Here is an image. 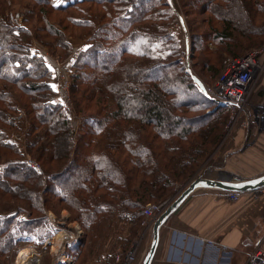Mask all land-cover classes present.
<instances>
[{"label": "trees", "instance_id": "trees-1", "mask_svg": "<svg viewBox=\"0 0 264 264\" xmlns=\"http://www.w3.org/2000/svg\"><path fill=\"white\" fill-rule=\"evenodd\" d=\"M21 1L0 0V204H17L0 209V264H11L18 243L35 239L43 244L50 232L45 211L55 214L61 205L69 207L73 221L84 231L77 244L66 248L75 263L80 254L90 258L111 221L131 225L132 239H137L145 205L167 202L174 187L207 160L222 136L229 111L204 93L194 74L184 72L178 43L165 49L164 41L170 36L164 30L170 17L166 9L176 13L169 2L32 0L33 9L26 10L22 25H15L7 4L21 6ZM233 1L209 0L199 8L218 21L204 34L219 45L213 51L216 55L236 56L260 40L264 44V0H238L245 13L242 19L229 9L227 16L223 13L219 18L215 8H227ZM84 3L101 7L103 14L91 12V6L85 10ZM48 10H77L82 17L72 16L70 24L89 30L79 32L89 46L72 63L70 92L81 117L75 139L49 85V65L29 49L32 37L44 44L45 40L54 43L49 31L62 36L44 20ZM62 38L55 43L70 55ZM192 40L201 45L202 38L198 43ZM220 61L206 60L207 71L219 72ZM173 85L184 86L183 91ZM84 106L92 111L83 113ZM20 107L26 108L29 122L26 149L43 175L23 161L7 139L16 126L10 116ZM61 132L66 144L62 137L58 145ZM112 136L125 141L109 154L106 139ZM129 241L122 246L125 252Z\"/></svg>", "mask_w": 264, "mask_h": 264}, {"label": "rangeland", "instance_id": "rangeland-1", "mask_svg": "<svg viewBox=\"0 0 264 264\" xmlns=\"http://www.w3.org/2000/svg\"><path fill=\"white\" fill-rule=\"evenodd\" d=\"M21 2L23 3L21 6L12 4L10 7L9 4H7V10H8L9 16L12 18V22L15 25H20V24L22 25V20L26 14V10L33 9V6H34V2L32 0H23ZM163 2H165V3L169 2V5L172 4L176 9V13L166 9V11L170 15V17L165 20V23H164L165 29L164 30L167 32L166 34H169L170 36H169V39L164 41L167 44V45H165V49L167 46L174 48L177 43L179 44L180 48H179L178 57H179V60L181 62V65L183 66L184 72H187L185 66L182 64L181 54H182V52L185 53V51H184L186 48L185 46L188 43V46L190 47L189 48V64H190L192 71L187 72V73L194 74V76L197 78L199 84L202 86L204 93L210 99H212L211 96H209V94L205 91V87L206 86L207 87L212 86L214 84V82L216 81V79L218 78V76L220 74V71L218 72V70H216L215 74L209 73L205 67L206 60L209 62H214V63L217 62L218 63V59H221V61H222V59H224L225 57H227L229 55H227V54H224L222 56L216 55V53H214L213 51L215 49L218 50L219 45L213 44L212 41H210V38L207 37V35L206 36L204 35V34H208L209 30L211 31V30H213L214 27L218 26L217 25L218 21L215 17L210 16L211 14L208 11L207 12H201L202 9H199L200 5L208 4L209 0H161V3H163ZM214 3H216V2L214 1ZM231 4L232 5L227 6V8L226 7L215 8L216 13L218 14L219 18H222L223 13H224V16H227L228 13L226 10L229 9V13H231L233 16H239L238 18L242 19L245 16V13L243 11V7L240 6V4H241L240 1L237 0V2H236L234 0L233 2H231ZM89 6H91V7L88 8ZM82 7L85 10L88 8L91 12L99 11L100 13L103 14V9L101 7H98L97 5H89L88 3H84L82 5ZM223 8H224V10H223ZM48 12H49V10H48ZM250 13H251V10H250L249 14ZM31 15H33L32 19H35V21H36L37 18H34V13H32ZM72 16L73 17H75V16L76 17L77 16L82 17V13L77 11V10H73L70 12L69 11H60V12L59 11L58 12L57 11L56 12L50 11L48 16L46 14V18L44 19V20L48 19L52 23V25L56 26L61 31V33H62L61 37H63L65 39V41L68 43V47H70V49H71L70 55H64L63 54V53H65L63 48L58 47V43L57 44L55 43L56 41L58 42V40H60L59 38H61V37H58L55 33L51 32V31L48 32V34L50 36L49 39L54 41V43H52L51 41L46 43V41H48V40H45V41L43 40L44 41V44H43L39 39L32 37V39L30 41L29 49H30V52L33 56L44 59L45 62L47 63V65H49V67H48L50 69V71H49V77L50 78L48 80L49 85H50V87L54 93V96H55L54 99L56 100V103H58V105L62 109L64 115H66L70 121L71 130L74 133L73 139H75L76 134L79 132V129H80L79 125H80L81 117H79V114L77 113V108L75 107L74 102L71 98L70 86H71V75H73L72 74L73 73L72 63L76 59V56L81 51L86 50L89 46L88 40L84 39V34L81 35V34H79V32L80 31H87V33H88L89 30H88V28L77 27L73 24H70L69 19H71ZM208 18H212L211 19L213 22L212 25H210V23H209L210 21L208 22ZM259 19H262V18H259ZM44 20L38 19V22H42L44 25L45 24ZM42 23H41V25H42ZM32 24H33V22H32ZM30 26H32V25H30ZM160 29H162V25H160ZM31 32L34 33L32 29H31ZM154 35H156V33ZM193 38H195L197 40V43L199 42L198 38H202V41H200L201 45L197 46V44L193 42V40H192ZM253 40L254 39H252V41ZM263 40H264V38H263ZM242 42L247 44L248 46L251 45L249 42H246L245 40H243ZM260 42H261V40H260ZM260 42L255 43V41H254L255 46L245 47V49H247V50H245L244 52H242L239 55H243V54L250 52L252 50H256V49L261 48V46H263L264 44L263 43L261 44ZM192 45L194 48L192 47ZM193 56H194V58H193ZM236 56H238V55H236ZM221 61L218 64V67L221 64ZM197 76L200 77V79ZM171 87L181 90L180 88H182L184 86L175 87V85H173ZM11 88H12V91L15 90V88H13V87H11ZM181 91H183V89ZM256 92H257V95L255 96ZM253 94H254V97L250 100L251 101L250 105H253L255 107L256 116H257L256 118H259L260 115L263 116V119L260 120L261 121L260 127L264 128V71H263V74H261V76L259 77V79H257L254 83V86H253L252 92H251V96H253ZM255 97H257V98L259 97V98L256 99V101L254 103ZM33 101L36 102L37 98H34ZM24 102H25V99H24ZM82 111H84L83 113H87V112L90 113L92 110H91V107L85 108V106H84ZM260 112H262V114ZM10 117L13 118V120L16 123V126L12 131H10L7 134V139L12 144L15 145V147L19 150V152H21V155H22L21 159L23 161H25L27 163L28 160H31V161H34L38 164V162L35 161L28 154V151L26 149V140L25 139H26L27 131L29 129V122L27 119L26 108L20 107L17 110V113L14 114L13 116H10ZM8 119H9V117H8ZM254 120L255 119H253V120L251 119L249 121L248 127H246V128L251 129L252 127L250 126L251 125L250 123ZM239 122H240V120H239ZM226 123H227V119L223 125L222 136L218 140V143L215 146L211 155L207 158L206 161H204L198 167V169L194 172V174L189 179H187L186 182L178 184L174 187L173 195H171L169 197L170 199L167 201L171 202L172 200H174V195L179 190V188L188 185V183L190 181H192V179L194 180L195 177L196 178L197 177H203L204 173L206 174L208 169L215 168V165H216V161H215L216 157L215 156H216L217 152L221 151L224 148V146L226 145L225 143L227 142L229 137L233 134V132L236 131V129H246V128H241V127H239L240 126L239 124H236L232 128V131L230 132V134H228L225 132ZM1 125L2 124L0 122V126ZM60 138H62L66 144V135L64 132L59 133L58 136L56 137L58 145H59L58 140ZM38 140H40V141L43 140V136L38 135ZM64 141H63V143H64ZM124 141H125V139L122 136L108 137L106 139V145L108 147L109 154H114L116 151L115 149L118 148L119 144H121ZM113 142L116 145H114ZM65 144L62 146L63 147L62 149H65V147H66ZM38 166H39V164H38ZM40 171H41V173L40 174L37 173V174L43 175L41 168H40ZM53 172L55 173L56 171L54 170ZM0 191H1V189H0ZM7 202L8 203H5L4 205L0 204L1 210L5 209V208H9L10 206L13 207V206L17 205V204H14L15 202H13V203L10 201H7ZM45 216L48 220L50 232H49L48 236L45 237L43 244H40L39 241H37V240L35 241V239H32L33 243L29 242L28 240L24 243H18L17 247L14 250V256L11 260V264H15L19 252L26 250V249H27L26 251L34 252L37 255V264H51L55 258L56 252L59 253L60 250H63V252H66V250H67L66 249L67 248L66 240L68 238H70L71 235L74 236V228H78L81 231L80 238H81L82 234L84 233V231L81 229L79 223H77L76 221H73V219H72L73 214H72V212L68 206L61 205L55 214H53L51 211H45ZM21 217L25 218L24 215ZM115 223H116V221L110 222V224L108 226L109 227L108 231L106 230V232L104 233L101 240L97 243V245H96V247H95V249L91 255L97 256V254H98L97 251L101 248L102 243L104 241L106 242L107 238L110 236L111 227ZM52 236H55L56 239L52 240L51 239ZM125 243H126V241H122L123 245H125ZM68 246H70V245H68ZM261 246H264V242L261 243ZM92 248L93 247L90 248L91 251H92ZM254 250L251 251V253L248 256L249 262H250V260H249L250 255L254 252ZM87 255H89V254H87ZM68 256H70V259L72 260L70 262V264H73L74 259H73L72 255H68ZM116 256H118V255H116ZM116 256L114 257L115 260H116ZM80 260H81V262H79ZM87 260L88 259H87L86 255L80 254L77 256L76 262L74 264H86ZM116 261H119V260H116Z\"/></svg>", "mask_w": 264, "mask_h": 264}, {"label": "crops", "instance_id": "crops-1", "mask_svg": "<svg viewBox=\"0 0 264 264\" xmlns=\"http://www.w3.org/2000/svg\"><path fill=\"white\" fill-rule=\"evenodd\" d=\"M253 97L254 94L250 100ZM258 98L255 97L254 103ZM250 124L251 129L233 132L224 148L217 152L215 168L208 169L202 178L243 181L264 175V128L256 119ZM188 185L179 188L174 199ZM151 228L152 225H142L139 237L132 239L135 233L131 234V225L116 221L106 242L97 249V256L91 255L86 264H121L134 242H138V247L133 264L142 263L152 239ZM124 239L130 240L126 252L122 247ZM262 242L264 187L241 193L237 202L228 200L221 190L197 187L159 228L150 264H252L248 256ZM116 255L120 256L119 261L114 259Z\"/></svg>", "mask_w": 264, "mask_h": 264}, {"label": "built area", "instance_id": "built-area-1", "mask_svg": "<svg viewBox=\"0 0 264 264\" xmlns=\"http://www.w3.org/2000/svg\"><path fill=\"white\" fill-rule=\"evenodd\" d=\"M185 53L182 52V64L187 72L192 71L189 64V46H185ZM264 71V45L261 48L252 50L243 55L227 56L222 60L221 70L218 78L212 86H206L205 91L213 100L228 108V118L225 125V132L230 134L232 128L239 124L241 128H246L249 121L256 119L258 122L263 119L260 115L256 118V110L253 105H250V98L254 83ZM259 109V108H258ZM262 114V112H260ZM240 120V122H239ZM28 165L37 173H41L40 167L34 161L28 160ZM226 198L232 202H237L240 199V193L226 192ZM167 202L162 204L147 203L143 209L142 225L150 226L156 217L167 206ZM81 231L74 228V236H70L66 240V246L75 245L80 239ZM138 247V242L132 243L129 251L123 258L124 264H133ZM264 246H259L250 255L252 264H264ZM116 256V260H120ZM72 260L70 256L63 250L56 252L55 258L51 264H70Z\"/></svg>", "mask_w": 264, "mask_h": 264}, {"label": "water", "instance_id": "water-1", "mask_svg": "<svg viewBox=\"0 0 264 264\" xmlns=\"http://www.w3.org/2000/svg\"><path fill=\"white\" fill-rule=\"evenodd\" d=\"M195 79V76H193ZM197 187H206L218 189L223 192H256L257 190L264 187V175L257 178L243 180V181H232L228 178H219L216 180L197 177L192 180L187 188L181 192V194L168 204L164 210L158 215L156 220L152 224V239L149 245V249L145 254L141 264H150L154 256L158 239H159V228L167 221L169 216L178 208L182 201Z\"/></svg>", "mask_w": 264, "mask_h": 264}, {"label": "bare ground", "instance_id": "bare-ground-1", "mask_svg": "<svg viewBox=\"0 0 264 264\" xmlns=\"http://www.w3.org/2000/svg\"><path fill=\"white\" fill-rule=\"evenodd\" d=\"M51 239H56V237L52 236ZM26 250L19 252L15 264H37V255Z\"/></svg>", "mask_w": 264, "mask_h": 264}]
</instances>
